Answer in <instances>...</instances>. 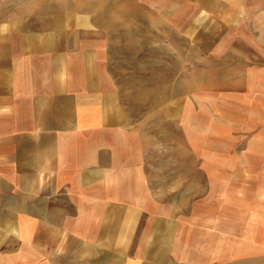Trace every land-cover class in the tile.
<instances>
[{
  "label": "crops",
  "instance_id": "crops-1",
  "mask_svg": "<svg viewBox=\"0 0 264 264\" xmlns=\"http://www.w3.org/2000/svg\"><path fill=\"white\" fill-rule=\"evenodd\" d=\"M0 264H264V0H0Z\"/></svg>",
  "mask_w": 264,
  "mask_h": 264
},
{
  "label": "rangeland",
  "instance_id": "rangeland-1",
  "mask_svg": "<svg viewBox=\"0 0 264 264\" xmlns=\"http://www.w3.org/2000/svg\"><path fill=\"white\" fill-rule=\"evenodd\" d=\"M119 53L123 54V52H119ZM124 53L125 54L127 53L131 57L133 56V54H135L136 59L139 61H141L143 59V52L138 51V50L137 51L135 50V52H130V51L125 52L124 51ZM172 61H173V59H172ZM169 63L171 66L168 64L166 66V68H163V70H162V68H158V67L149 68V71H150L149 74L151 76V84H150V88H148V92L151 91V95H154L160 86L161 87L165 86V85L169 86V80L172 79V77L174 75V70H175L174 65H172L171 62H169ZM120 70H123V68H120ZM163 73L165 75H162ZM163 79L166 82H163V83L159 82V81H162ZM168 89H170V88H168ZM137 98H135L136 101H142L141 98H138V99ZM151 100H152V98H151ZM188 122H190V120H188ZM154 133L156 135H160V140L163 142V144L165 146L164 151L166 154L174 155L176 153H179V154H185L186 153V151H185L186 150L185 149V132H182L183 136H179V134L178 133L175 134V131L173 130V128H170V126L168 125V127L166 128V131H160V132L156 131ZM180 143L183 144L182 149L179 147Z\"/></svg>",
  "mask_w": 264,
  "mask_h": 264
}]
</instances>
